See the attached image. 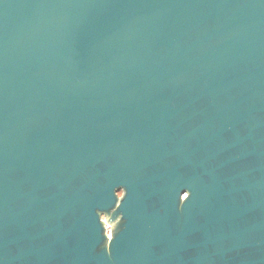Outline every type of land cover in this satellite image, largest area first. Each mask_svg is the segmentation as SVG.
Instances as JSON below:
<instances>
[{
	"label": "water",
	"instance_id": "obj_1",
	"mask_svg": "<svg viewBox=\"0 0 264 264\" xmlns=\"http://www.w3.org/2000/svg\"><path fill=\"white\" fill-rule=\"evenodd\" d=\"M0 264H264V0H0Z\"/></svg>",
	"mask_w": 264,
	"mask_h": 264
},
{
	"label": "flooded vegetation",
	"instance_id": "obj_2",
	"mask_svg": "<svg viewBox=\"0 0 264 264\" xmlns=\"http://www.w3.org/2000/svg\"><path fill=\"white\" fill-rule=\"evenodd\" d=\"M121 195V194H120Z\"/></svg>",
	"mask_w": 264,
	"mask_h": 264
}]
</instances>
